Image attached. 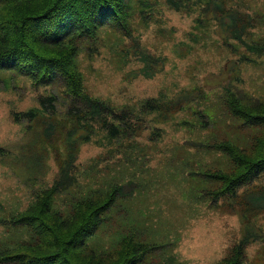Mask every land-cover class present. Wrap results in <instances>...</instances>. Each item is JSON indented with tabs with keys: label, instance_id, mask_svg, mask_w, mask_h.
<instances>
[{
	"label": "rangeland",
	"instance_id": "obj_1",
	"mask_svg": "<svg viewBox=\"0 0 264 264\" xmlns=\"http://www.w3.org/2000/svg\"><path fill=\"white\" fill-rule=\"evenodd\" d=\"M146 1L148 6L130 12V37L105 26L95 42L80 45L74 59L91 96L126 108L136 120L117 135L99 130L79 142L80 131H71L62 113L48 114L40 106L38 96L48 86L34 87L30 78L0 70V219L20 212L32 191L48 186L56 174L50 154L40 182L27 183L31 174L39 176V166L19 156L20 145L42 144L51 151L71 142L77 179L54 195L51 212L66 216L75 199L110 185L129 190L81 248L106 252L131 236L152 248L140 264H214L229 254L242 229L235 213L202 196L212 183L197 174L230 167L208 144L228 141L249 149L260 132L240 126L225 102L230 94L264 102V0H214L202 17ZM29 112L35 116L14 120V114ZM258 223L264 227V220ZM26 241V229L0 223V251ZM240 264H264V244L246 246Z\"/></svg>",
	"mask_w": 264,
	"mask_h": 264
},
{
	"label": "trees",
	"instance_id": "obj_2",
	"mask_svg": "<svg viewBox=\"0 0 264 264\" xmlns=\"http://www.w3.org/2000/svg\"><path fill=\"white\" fill-rule=\"evenodd\" d=\"M213 1L155 0V3L176 12L194 11L202 17L213 8ZM135 5L148 6L146 0H0V70H13L28 77L34 87L48 86L49 91L38 96L40 106L48 114L62 113L74 126L71 131H80L79 142H86L99 130L109 129L108 133L117 135L119 127L132 126L136 120L126 108L91 96L74 59L80 45L95 42L98 30L105 26L112 25L121 35L130 37L126 22ZM86 50L92 52L90 48ZM134 55L142 60L141 52ZM225 107L233 118L241 121L240 126H255L260 132L251 139L249 149L228 141L208 144L207 147L226 157L230 167L204 170L197 175L212 183L202 190V196L208 197L209 204L225 206L235 213L242 229L241 238L229 254L214 264H240L246 246L264 244V227L258 223L264 220V102L243 101L230 94ZM34 116L33 112L13 115L15 121ZM70 144L69 148L54 147L51 151L42 144L20 145L19 156L32 159L39 166V176L31 174L25 178L27 183L32 181L35 186L40 182L50 154L56 174L48 186L32 191L20 212L0 219L1 224L24 228L30 233V241L0 251V264H140L152 250L131 236L106 252L81 248L115 199L129 193L121 185H110L103 192L75 199L66 216L49 210L54 195L70 189L77 179L75 144ZM62 151L66 152L63 160ZM133 186V183L126 185L130 191Z\"/></svg>",
	"mask_w": 264,
	"mask_h": 264
}]
</instances>
